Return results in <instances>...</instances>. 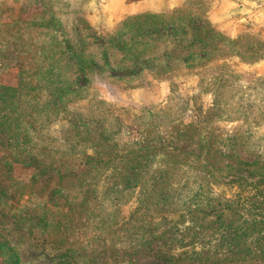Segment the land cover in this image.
<instances>
[{
	"label": "rangeland",
	"instance_id": "obj_1",
	"mask_svg": "<svg viewBox=\"0 0 264 264\" xmlns=\"http://www.w3.org/2000/svg\"><path fill=\"white\" fill-rule=\"evenodd\" d=\"M171 15L221 83L146 70ZM263 43L264 0H0V264H264Z\"/></svg>",
	"mask_w": 264,
	"mask_h": 264
},
{
	"label": "trees",
	"instance_id": "obj_2",
	"mask_svg": "<svg viewBox=\"0 0 264 264\" xmlns=\"http://www.w3.org/2000/svg\"><path fill=\"white\" fill-rule=\"evenodd\" d=\"M142 17H144V15H141L137 18ZM169 17L172 25L164 21L161 25L156 23L153 25L155 26V28H153L152 30L150 29L146 33L158 34L159 32L161 34H165V32L168 31L169 28V36H177L178 32H181L186 36L181 41L180 46L172 49L171 51L160 54L159 57L162 58V60H167V64L165 66L159 67L158 70H154L156 66L155 68H151L150 66H148L146 70L152 71V73L158 78V75H166L176 69L180 70L185 68L188 71H197L212 66L215 68L216 71H213L212 73L209 72L208 74L212 76L216 75L215 81L221 83L222 80L225 78V65L221 66L214 63L225 61L237 55H241L239 52H236L237 46L241 44L240 41L232 40L224 35L219 34L213 28H211L208 22H206L208 23L207 25H204L203 21L200 22L199 25L196 24L194 26L195 28L190 27L191 30H194V33L189 34L188 31L185 30L188 25L184 26V30L182 29V31L180 29L179 23L176 24L180 19H175L174 15H171ZM154 18H158V16H154ZM67 51L69 53H72V56H76L72 45L67 44ZM259 57L261 56H256L255 58H252L251 61L262 59ZM241 58L243 59V61H246L247 59L244 56H241ZM156 59L159 58H145L144 62L155 61ZM77 60L82 66L83 62L80 59ZM135 61L139 62V60L136 59ZM161 65H163L162 62ZM162 145L166 146L165 142Z\"/></svg>",
	"mask_w": 264,
	"mask_h": 264
}]
</instances>
